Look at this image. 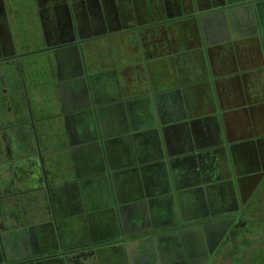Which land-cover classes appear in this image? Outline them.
I'll use <instances>...</instances> for the list:
<instances>
[{
    "label": "crops",
    "instance_id": "obj_1",
    "mask_svg": "<svg viewBox=\"0 0 264 264\" xmlns=\"http://www.w3.org/2000/svg\"><path fill=\"white\" fill-rule=\"evenodd\" d=\"M20 4L13 37L26 47L18 52L29 54L20 71H0L6 121L0 181L16 196L15 216L35 217L45 203L67 218L107 220L113 207L163 196L170 188L167 168H175L185 188L212 183L231 168L240 180L239 202L250 190L254 206L264 180V0ZM219 10L235 18V29L219 28ZM79 43L89 67L73 80L80 68L67 65L70 52L60 46ZM98 134L109 144L103 151L88 145ZM226 192L213 200L220 206L213 215L234 213L225 210ZM187 200L202 204L195 194ZM133 209L109 219L143 225ZM147 212L145 228L152 216L164 221L160 227L168 223L164 203ZM85 225L79 229L86 234L110 229Z\"/></svg>",
    "mask_w": 264,
    "mask_h": 264
},
{
    "label": "flooded vegetation",
    "instance_id": "obj_2",
    "mask_svg": "<svg viewBox=\"0 0 264 264\" xmlns=\"http://www.w3.org/2000/svg\"><path fill=\"white\" fill-rule=\"evenodd\" d=\"M53 1L70 7L74 3V0ZM20 8V0H0V71L9 74L13 69L20 71L29 54L18 52L26 47L20 49L13 37L12 25L20 22L17 12ZM83 31L79 29L80 36ZM75 45L78 44L60 48L70 52L77 71ZM5 125L0 111V153L4 147L1 130ZM0 168H5L2 159ZM177 180L181 185L179 177ZM3 185L5 182L0 181V264H264V217L256 216L261 206L257 200L261 197L258 189L264 185V180L256 189L254 206L247 200L250 190L243 191L240 210L226 216L213 215V201L203 209V204L195 207L185 197L179 224L150 231L142 230L145 224L136 227L131 220L122 222L115 215L110 220L120 206L111 208L109 217L105 215L107 220L101 217L99 222L91 216L86 221L67 218L55 205L52 210L45 203L38 206V217L15 216L16 203L13 205L12 199L16 196ZM50 213L54 214L52 218ZM152 217L151 227L164 222ZM37 218L41 220L38 225ZM85 224L110 225L103 230L110 229L86 234L79 229Z\"/></svg>",
    "mask_w": 264,
    "mask_h": 264
},
{
    "label": "water",
    "instance_id": "obj_3",
    "mask_svg": "<svg viewBox=\"0 0 264 264\" xmlns=\"http://www.w3.org/2000/svg\"><path fill=\"white\" fill-rule=\"evenodd\" d=\"M251 7L253 6L251 5ZM216 13H219V14H216L215 20L218 21L220 29L228 30L229 28L235 29L237 27V22L235 21V18L230 17L228 10L227 12L223 10H219V12H216ZM250 15L252 17L251 22H253L254 27L257 29L258 20L256 19L254 14L250 13ZM84 47L85 46L79 45V44L74 46L75 55H76L77 63H78L77 68L78 67L80 68V72L72 77L73 80L78 79L80 76H85L86 70L89 67L87 65L88 59L85 57V54H84V50H85ZM69 63H72V65L70 64L69 66L76 68L73 60H71V62ZM81 79H83L84 83L86 82L85 77H82ZM85 84L87 85V82ZM154 127L158 130V132L162 131V134L166 135V128L160 127V125L158 124H156ZM91 140L92 139H90V141ZM95 140H96L95 143L90 144L89 142L88 145H90L91 147H94L95 145L99 151L100 149L103 151V148H102L103 145L106 147H108L109 145L107 142V138L105 139L103 134H102V137L99 134L95 136ZM164 144L168 145V142L166 143L164 142ZM162 145L159 147L161 149L160 151L162 152V157L168 159L167 156L169 155V152H168L169 149L168 147L164 148ZM167 170H168L167 174H168V179L170 183V188L163 196L150 197L148 200L143 198V199H140L139 201L132 202L131 204L121 205L119 207L120 214L122 212L129 214L128 213L129 210L135 208V212L138 213L137 217L140 223L144 224L145 222L144 219H146L147 223H149L150 218H149V213L147 212V206L149 205L151 209L153 210L154 205L159 204V203H164L165 208L168 211V213L165 214L166 217L163 218L164 220L168 222L165 224V226H168V225L173 226V225L179 224L178 221L180 220V214L182 213L181 204H182V201L185 199V197L190 196L191 194H195L196 198L197 199L199 198L200 201L202 202L203 204L202 208L206 209V207H209L210 205L208 203L209 201L218 199L216 195L218 192H220L221 189H226L227 191L226 193L229 196H231L227 199L229 200L230 205L227 204L226 206L227 208L225 210L227 211L229 210L230 212H234V213H237L240 210V202L237 196V185L240 187V180H237L238 178L236 179L234 178L231 168H226L227 170L226 175L220 176L219 178L214 180V182L212 183L206 182L205 184H200L199 186L197 187L194 186L192 188L181 187V185L178 184V180H177L178 178H177V173L175 171V168H167ZM196 176H197V179L200 178L199 173H196ZM217 205L219 204L217 203V204L212 205L213 206L212 211L220 207ZM159 227L160 226H157L155 228H159ZM146 229H151V227L144 228L142 230H146ZM138 231H141V230H138Z\"/></svg>",
    "mask_w": 264,
    "mask_h": 264
},
{
    "label": "rangeland",
    "instance_id": "obj_4",
    "mask_svg": "<svg viewBox=\"0 0 264 264\" xmlns=\"http://www.w3.org/2000/svg\"><path fill=\"white\" fill-rule=\"evenodd\" d=\"M260 188L258 189V191L261 190L260 192L261 197L259 196L257 200L261 203V206H260L259 213H256V216L264 217V185H262ZM257 195H259V193H257ZM254 227L258 228L259 226L255 225Z\"/></svg>",
    "mask_w": 264,
    "mask_h": 264
}]
</instances>
